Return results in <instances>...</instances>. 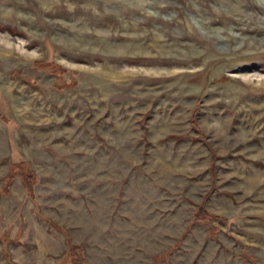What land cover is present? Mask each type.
Here are the masks:
<instances>
[{
	"label": "rangeland",
	"instance_id": "obj_1",
	"mask_svg": "<svg viewBox=\"0 0 264 264\" xmlns=\"http://www.w3.org/2000/svg\"><path fill=\"white\" fill-rule=\"evenodd\" d=\"M73 258L264 264V0H0V264Z\"/></svg>",
	"mask_w": 264,
	"mask_h": 264
},
{
	"label": "trees",
	"instance_id": "obj_2",
	"mask_svg": "<svg viewBox=\"0 0 264 264\" xmlns=\"http://www.w3.org/2000/svg\"><path fill=\"white\" fill-rule=\"evenodd\" d=\"M25 176H26V175H25ZM25 176H24V177H25ZM28 177H29V176L27 175L25 178L30 182L31 180H30ZM72 262H73L74 264H79L78 261H76L75 258L72 259Z\"/></svg>",
	"mask_w": 264,
	"mask_h": 264
}]
</instances>
